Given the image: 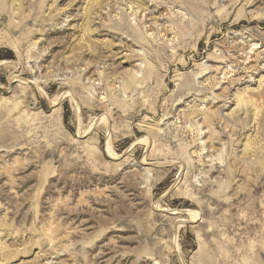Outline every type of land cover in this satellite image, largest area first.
Listing matches in <instances>:
<instances>
[{
	"label": "rangeland",
	"instance_id": "obj_1",
	"mask_svg": "<svg viewBox=\"0 0 264 264\" xmlns=\"http://www.w3.org/2000/svg\"><path fill=\"white\" fill-rule=\"evenodd\" d=\"M0 264H264V0H0Z\"/></svg>",
	"mask_w": 264,
	"mask_h": 264
},
{
	"label": "bare ground",
	"instance_id": "obj_2",
	"mask_svg": "<svg viewBox=\"0 0 264 264\" xmlns=\"http://www.w3.org/2000/svg\"><path fill=\"white\" fill-rule=\"evenodd\" d=\"M193 218H191V220H192Z\"/></svg>",
	"mask_w": 264,
	"mask_h": 264
}]
</instances>
